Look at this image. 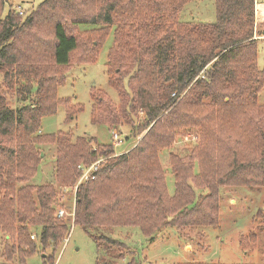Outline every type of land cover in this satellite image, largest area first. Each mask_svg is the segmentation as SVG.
Instances as JSON below:
<instances>
[{
  "label": "trees",
  "instance_id": "trees-1",
  "mask_svg": "<svg viewBox=\"0 0 264 264\" xmlns=\"http://www.w3.org/2000/svg\"><path fill=\"white\" fill-rule=\"evenodd\" d=\"M194 1L43 0L20 14L11 3L4 12L0 0V264H26L47 248L51 262L69 233L65 216H57L54 186L30 183L41 161L37 145L55 146L58 186L74 187L80 166L99 161L93 178L74 189L72 211L73 225L94 239L98 252L105 244L124 247L99 229L136 228L153 239L166 228L217 227L220 187H264V105L257 102L264 68L256 63L255 0H214L213 22L181 21ZM85 25L94 27L75 34ZM111 30L108 85L126 103L132 135L145 134L116 153L94 137L37 133L42 117L69 102L57 95L66 79L59 71L78 47L80 64L94 61ZM90 96L91 123L116 124L108 98L93 87ZM180 129L195 130L199 143L185 158L169 156L170 195L158 152ZM189 181L205 193L198 195ZM112 256L124 258L121 251ZM126 264L140 262L131 255Z\"/></svg>",
  "mask_w": 264,
  "mask_h": 264
},
{
  "label": "rangeland",
  "instance_id": "rangeland-1",
  "mask_svg": "<svg viewBox=\"0 0 264 264\" xmlns=\"http://www.w3.org/2000/svg\"><path fill=\"white\" fill-rule=\"evenodd\" d=\"M42 1L5 0L4 12L11 3L16 10L26 14ZM179 18L181 21L213 22L215 20L214 0L191 2L184 7ZM93 27L92 25L80 26L75 34L82 36L85 31ZM112 30L104 40L94 61L80 64L81 47L72 53L66 70L59 71L61 74L64 73L65 82L57 88L58 97L67 98L69 102L59 104L53 115L42 117L37 133L51 134L57 131H69L73 139L78 136L94 137L98 143L102 144H112L114 141L112 134L116 133L117 138L121 140L120 144L114 146L116 153L130 149L135 141L145 134L147 129L136 138L132 135V127L127 123L124 115L126 103L123 97L108 85L107 54L113 44ZM256 63L258 68H264V40H259L257 43ZM92 87L100 90L113 105L117 114L116 124L91 123V106L95 104V101L90 98ZM257 102L264 105V87L258 95ZM68 115L71 118L67 119ZM133 121L137 124L140 119L134 117ZM195 134V130L180 129L174 142L158 152V160L170 195L174 191V178L169 156L171 154L182 158L188 156L199 143L198 136L196 137ZM36 151L41 161L30 183L54 186L57 192L56 207L63 210L65 221L69 224V233L63 245L54 253L53 261L49 262L45 258V254L51 256L49 248L42 250L45 253L37 249L26 259V264H96V259L101 258L105 262L99 264H126L131 255H134L140 264H264V187L233 185L220 187L217 227L166 228L153 239L145 238L136 228L99 229L97 232L121 241L124 247L121 249L105 244L103 250L98 252L94 239L79 226L73 225L75 186H58L55 181V146L37 145ZM193 172H198L197 166ZM189 183L192 184L190 181ZM193 188L198 195L205 193V190L196 188L195 185ZM2 237L0 233V244L4 240ZM106 250H110L113 255L121 251L124 258L120 260L110 258L113 257L112 253L107 255ZM0 263H2L1 258Z\"/></svg>",
  "mask_w": 264,
  "mask_h": 264
},
{
  "label": "built area",
  "instance_id": "built-area-1",
  "mask_svg": "<svg viewBox=\"0 0 264 264\" xmlns=\"http://www.w3.org/2000/svg\"><path fill=\"white\" fill-rule=\"evenodd\" d=\"M19 13H21V12H19ZM112 136H113V139H114V141H112L113 146H117L118 144L121 143V140L119 138H117V134L116 133H113ZM98 163H99V161H96L95 163L91 164L88 167L80 166V169H81L82 173H81L79 179L77 180L75 188L77 187V185L79 183L87 180L88 178H93L91 173L96 169V166L98 165ZM63 215H64V212H63V210L60 209L57 212V216H63ZM72 215H73V213H72Z\"/></svg>",
  "mask_w": 264,
  "mask_h": 264
},
{
  "label": "crops",
  "instance_id": "crops-1",
  "mask_svg": "<svg viewBox=\"0 0 264 264\" xmlns=\"http://www.w3.org/2000/svg\"><path fill=\"white\" fill-rule=\"evenodd\" d=\"M259 27V28H258ZM264 0H255V27L254 38L260 33H264ZM257 40L260 38H256ZM264 40V39H261Z\"/></svg>",
  "mask_w": 264,
  "mask_h": 264
}]
</instances>
